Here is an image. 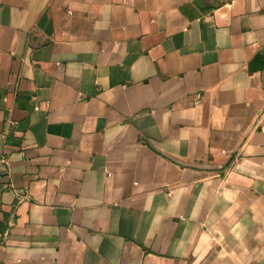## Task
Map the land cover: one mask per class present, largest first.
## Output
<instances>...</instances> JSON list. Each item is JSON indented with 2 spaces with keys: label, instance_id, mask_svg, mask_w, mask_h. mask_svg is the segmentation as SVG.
Listing matches in <instances>:
<instances>
[{
  "label": "crops",
  "instance_id": "1",
  "mask_svg": "<svg viewBox=\"0 0 264 264\" xmlns=\"http://www.w3.org/2000/svg\"><path fill=\"white\" fill-rule=\"evenodd\" d=\"M0 264H264V0H0Z\"/></svg>",
  "mask_w": 264,
  "mask_h": 264
},
{
  "label": "built area",
  "instance_id": "2",
  "mask_svg": "<svg viewBox=\"0 0 264 264\" xmlns=\"http://www.w3.org/2000/svg\"><path fill=\"white\" fill-rule=\"evenodd\" d=\"M5 159L0 157V172L5 169Z\"/></svg>",
  "mask_w": 264,
  "mask_h": 264
}]
</instances>
